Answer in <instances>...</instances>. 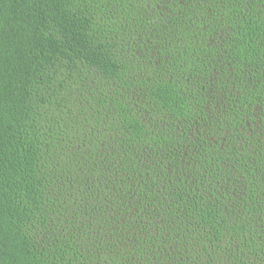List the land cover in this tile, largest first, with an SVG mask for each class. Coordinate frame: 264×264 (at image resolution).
<instances>
[{
  "label": "trees",
  "instance_id": "trees-1",
  "mask_svg": "<svg viewBox=\"0 0 264 264\" xmlns=\"http://www.w3.org/2000/svg\"><path fill=\"white\" fill-rule=\"evenodd\" d=\"M0 264H264V0H0Z\"/></svg>",
  "mask_w": 264,
  "mask_h": 264
},
{
  "label": "flooded vegetation",
  "instance_id": "flooded-vegetation-1",
  "mask_svg": "<svg viewBox=\"0 0 264 264\" xmlns=\"http://www.w3.org/2000/svg\"><path fill=\"white\" fill-rule=\"evenodd\" d=\"M245 7H246V10H247V9H250L251 11H255V10H257V11H258V10L261 11L262 8H263V4L260 3V4H257V5H256V4H253V3H250V2H249V3L246 4ZM259 11H258V12H259Z\"/></svg>",
  "mask_w": 264,
  "mask_h": 264
}]
</instances>
